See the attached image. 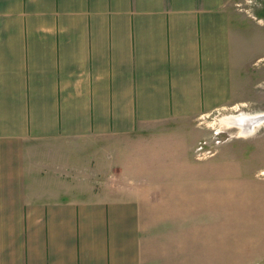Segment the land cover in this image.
Listing matches in <instances>:
<instances>
[{
  "label": "crops",
  "instance_id": "crops-1",
  "mask_svg": "<svg viewBox=\"0 0 264 264\" xmlns=\"http://www.w3.org/2000/svg\"><path fill=\"white\" fill-rule=\"evenodd\" d=\"M237 2L0 0V264H264V179L196 155Z\"/></svg>",
  "mask_w": 264,
  "mask_h": 264
},
{
  "label": "rangeland",
  "instance_id": "rangeland-1",
  "mask_svg": "<svg viewBox=\"0 0 264 264\" xmlns=\"http://www.w3.org/2000/svg\"><path fill=\"white\" fill-rule=\"evenodd\" d=\"M235 5L242 18L244 61L240 65L243 70L237 76L241 99L222 114L196 121L197 129L202 132L196 155L214 158L224 151V157L249 163L255 176L264 179V121H250L264 112V0H238ZM234 116L238 120L232 121ZM248 121L253 125L251 129L245 128L250 126ZM207 151L212 154L206 155ZM105 153L102 150L103 157Z\"/></svg>",
  "mask_w": 264,
  "mask_h": 264
},
{
  "label": "bare ground",
  "instance_id": "bare-ground-1",
  "mask_svg": "<svg viewBox=\"0 0 264 264\" xmlns=\"http://www.w3.org/2000/svg\"><path fill=\"white\" fill-rule=\"evenodd\" d=\"M234 117H235V116H234ZM256 118H257V117H256ZM234 120H238V118H237V117H235V118H234L232 121H234ZM232 121H231L230 123H232V124H233L234 122H232ZM250 121H251V122L253 121V122L259 123V121H258V120H256V119H255V121H254L252 118L250 119ZM238 122H239V121H238ZM248 122H249V121H248ZM251 122H249V125H250V126H245V128L251 129V128H252V126H253V125H251V124H252ZM246 130H247V129H246Z\"/></svg>",
  "mask_w": 264,
  "mask_h": 264
},
{
  "label": "water",
  "instance_id": "water-1",
  "mask_svg": "<svg viewBox=\"0 0 264 264\" xmlns=\"http://www.w3.org/2000/svg\"><path fill=\"white\" fill-rule=\"evenodd\" d=\"M255 119L258 120L259 122H263V121H264V112L261 113V114H259V115L257 116V118H255Z\"/></svg>",
  "mask_w": 264,
  "mask_h": 264
},
{
  "label": "built area",
  "instance_id": "built-area-1",
  "mask_svg": "<svg viewBox=\"0 0 264 264\" xmlns=\"http://www.w3.org/2000/svg\"><path fill=\"white\" fill-rule=\"evenodd\" d=\"M205 154H206V155H210V154H212V152L207 151ZM206 155H203V157H206ZM200 156H202V155H200Z\"/></svg>",
  "mask_w": 264,
  "mask_h": 264
}]
</instances>
